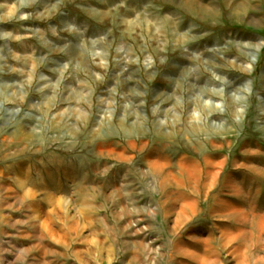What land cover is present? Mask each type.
I'll use <instances>...</instances> for the list:
<instances>
[{
	"label": "rangeland",
	"instance_id": "rangeland-1",
	"mask_svg": "<svg viewBox=\"0 0 264 264\" xmlns=\"http://www.w3.org/2000/svg\"><path fill=\"white\" fill-rule=\"evenodd\" d=\"M181 2L0 0V264H264V0Z\"/></svg>",
	"mask_w": 264,
	"mask_h": 264
},
{
	"label": "crops",
	"instance_id": "crops-1",
	"mask_svg": "<svg viewBox=\"0 0 264 264\" xmlns=\"http://www.w3.org/2000/svg\"><path fill=\"white\" fill-rule=\"evenodd\" d=\"M175 1V0H174ZM179 4H181L182 2H181V0H176ZM45 224V223H44Z\"/></svg>",
	"mask_w": 264,
	"mask_h": 264
}]
</instances>
